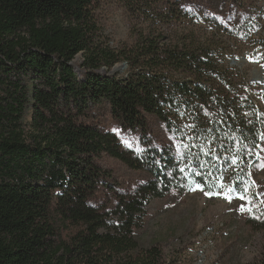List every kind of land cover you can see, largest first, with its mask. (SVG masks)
Returning <instances> with one entry per match:
<instances>
[{"label": "trees", "instance_id": "1", "mask_svg": "<svg viewBox=\"0 0 264 264\" xmlns=\"http://www.w3.org/2000/svg\"><path fill=\"white\" fill-rule=\"evenodd\" d=\"M95 2L0 0V264H166L159 245L143 246L137 232L150 200L169 189L168 172L181 166L149 116L216 176L239 156L240 179L229 180L242 182L258 162L247 153L259 150L264 111L224 62L223 46L156 27L114 48L102 40ZM157 2L174 6L126 5L154 25L177 17L179 3L169 17ZM122 61L129 70L112 73ZM97 110L140 136L155 179L131 192L111 182L104 156L132 168L139 160L87 120ZM101 191L115 200L101 202ZM250 264H264V252Z\"/></svg>", "mask_w": 264, "mask_h": 264}, {"label": "rangeland", "instance_id": "2", "mask_svg": "<svg viewBox=\"0 0 264 264\" xmlns=\"http://www.w3.org/2000/svg\"><path fill=\"white\" fill-rule=\"evenodd\" d=\"M165 2L174 6H162L163 2L154 6L162 7L170 17L176 3H179V13L176 18H164V22L154 25L143 16H133L126 0H96L93 12L101 27L102 40L114 48H123L135 45L140 30L169 29L172 39L177 32L193 30L198 37L217 41L225 48L224 62L243 75L247 81L246 95L259 103L264 111V86L253 79L256 65L250 60L232 63V59L257 49L260 52L258 66L264 65V43H259L264 41V0ZM125 63H118L111 72L124 75L129 70L127 63L124 67ZM87 120L99 121L105 129L117 134L123 148L139 160L140 167L132 168L119 159L102 158L103 166L111 172V182L119 191L131 192L155 179L148 166L145 147L136 132L125 129L107 110H97ZM149 123L154 137L171 148L172 156L181 167L177 173L168 172L170 187L164 195L150 200L145 224L137 232L140 243L143 246L159 245L166 264H250L259 259L264 252V216L254 219L247 212L239 211L240 206L247 203L239 198L244 183L229 180L231 174L237 176L242 173L240 163L233 165L231 159L225 176H216L212 169L204 167V161L200 166L194 165L191 156L178 149L177 140L157 119L149 116ZM258 153L257 164L248 170L243 181H254L247 195L252 197L254 205H258L254 209L257 214L264 212V204L260 203L264 200V167L260 166L264 163V140H261ZM162 182L160 184L164 188L165 183ZM221 183L226 187H220ZM197 184L202 187H197ZM228 186L236 189L230 193L231 200L218 194L226 192ZM206 192L213 194L205 195ZM99 198L101 202L115 200L112 194L102 191Z\"/></svg>", "mask_w": 264, "mask_h": 264}, {"label": "snow or ice", "instance_id": "3", "mask_svg": "<svg viewBox=\"0 0 264 264\" xmlns=\"http://www.w3.org/2000/svg\"><path fill=\"white\" fill-rule=\"evenodd\" d=\"M249 59H256V58H253V57H249ZM260 139L264 140V133H260ZM125 143H128L127 141H125ZM131 146V145H129ZM256 148H259L260 145H255ZM244 148L246 149L247 148V145H244ZM239 151V149H238ZM249 156L255 154L257 156H259V153H253L251 151H249L247 153ZM238 163H242L241 159L239 156H235L232 158V164L233 165H237ZM261 167H264V163H262L260 165ZM183 171V170H182ZM237 179H240L239 175L237 176ZM244 183V186L243 188L240 189V195H239V198L242 199V200H246L247 203L246 204H242L240 206V209L239 211L241 212H247L250 216H252L254 219H260L261 216H264V212H261L259 214L256 213V211H254V209H256L258 207V205H254L252 203V197L250 195H247V193L249 192L250 190V187L254 185V181H248V182H243ZM197 187H202L201 185L197 184ZM220 187H226L225 185H223V183H221ZM236 189L231 187V186H228L227 187V191L224 192V193H218V194H223L225 196L226 199H229L231 200L232 199V195H230V193H233L235 192ZM213 193L211 192H206L205 195H212ZM259 195V194H257ZM261 204H264V200H261L260 201Z\"/></svg>", "mask_w": 264, "mask_h": 264}, {"label": "water", "instance_id": "4", "mask_svg": "<svg viewBox=\"0 0 264 264\" xmlns=\"http://www.w3.org/2000/svg\"><path fill=\"white\" fill-rule=\"evenodd\" d=\"M248 52H246L245 54H247ZM259 50H254L252 51V57L256 58V59H252L251 61L254 63V65H256V69L253 72V79L255 81H257L260 85L264 86V65H260L258 66V57H259ZM245 60V55L243 57L240 58H234L232 59V63H237V62H242ZM124 67H126V63L124 64ZM258 67V68H257Z\"/></svg>", "mask_w": 264, "mask_h": 264}, {"label": "bare ground", "instance_id": "5", "mask_svg": "<svg viewBox=\"0 0 264 264\" xmlns=\"http://www.w3.org/2000/svg\"><path fill=\"white\" fill-rule=\"evenodd\" d=\"M249 57H252V53H247L246 55H245V60H247V61H251L252 59H249Z\"/></svg>", "mask_w": 264, "mask_h": 264}]
</instances>
